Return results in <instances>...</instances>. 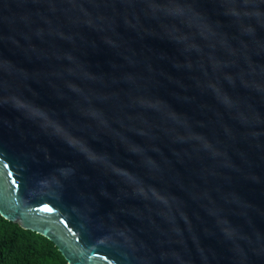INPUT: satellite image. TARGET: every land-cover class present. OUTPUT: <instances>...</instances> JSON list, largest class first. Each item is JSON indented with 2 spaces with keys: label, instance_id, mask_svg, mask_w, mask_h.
<instances>
[{
  "label": "water",
  "instance_id": "obj_1",
  "mask_svg": "<svg viewBox=\"0 0 264 264\" xmlns=\"http://www.w3.org/2000/svg\"><path fill=\"white\" fill-rule=\"evenodd\" d=\"M0 215L67 264H264V0H0Z\"/></svg>",
  "mask_w": 264,
  "mask_h": 264
},
{
  "label": "trees",
  "instance_id": "obj_2",
  "mask_svg": "<svg viewBox=\"0 0 264 264\" xmlns=\"http://www.w3.org/2000/svg\"><path fill=\"white\" fill-rule=\"evenodd\" d=\"M0 264H67V261L52 241L0 215Z\"/></svg>",
  "mask_w": 264,
  "mask_h": 264
}]
</instances>
